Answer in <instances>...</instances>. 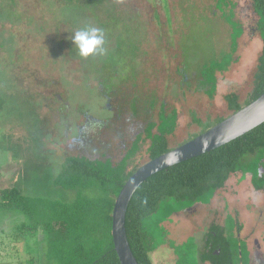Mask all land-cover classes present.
<instances>
[{
  "label": "rangeland",
  "instance_id": "1",
  "mask_svg": "<svg viewBox=\"0 0 264 264\" xmlns=\"http://www.w3.org/2000/svg\"><path fill=\"white\" fill-rule=\"evenodd\" d=\"M103 1L79 10L65 0H0V188L19 180L25 193H37V185L45 192L50 174L68 154L117 161L136 130L156 119L162 102L177 110L169 137L176 146L231 113L226 93L236 92L241 105L249 97L262 46L251 0H231L232 10L228 0ZM232 11L243 32L208 98L200 67L229 51ZM85 27L103 30V53L78 54L72 38ZM146 143L133 163L148 159ZM228 213L237 214L251 245L256 238L264 248V190H255L249 174L240 172L230 175L208 203L179 211L164 227L179 243L211 221L221 224ZM8 218L0 223V264H27L34 253L26 250L24 238H13L16 225ZM34 240L28 237V247L35 249ZM150 256L153 264H175L166 243Z\"/></svg>",
  "mask_w": 264,
  "mask_h": 264
},
{
  "label": "trees",
  "instance_id": "2",
  "mask_svg": "<svg viewBox=\"0 0 264 264\" xmlns=\"http://www.w3.org/2000/svg\"><path fill=\"white\" fill-rule=\"evenodd\" d=\"M65 1L75 3L79 10L82 6L104 3L103 0ZM228 2L232 10L234 3L231 0ZM251 4L256 16L255 29L262 46L252 75L251 92L244 103L255 99L264 90V0H251ZM108 12H112L111 6ZM112 19L116 17L112 15ZM227 20L233 24L229 51L220 59L208 61L200 67V84L208 98L214 96L217 72L228 68L237 40L243 32L240 22L233 19V11L232 18ZM111 51L116 55L117 46ZM112 67H117V62ZM224 99L231 112L242 106L234 91L226 93ZM223 118L218 117L216 122ZM192 121L200 122L194 113ZM176 123L177 110H167L162 102L156 119H148L144 129L129 142L117 161L112 162L110 157L91 159L85 155L68 154L57 170L50 174V188L45 192H42L41 185H37V193H25V187L19 180L0 188V223L9 217L12 225H16L15 229L11 228L13 238H24L26 250L34 253L26 259V263L120 264L111 238L114 198L125 180L140 165L133 162L142 143L148 141L145 148L148 159L174 147L170 145L169 137L173 135ZM209 127L205 125L201 132ZM34 131L32 128L30 134ZM263 164L264 121L218 147L148 176L133 192L125 211L126 236L137 263L153 264L150 253L166 243L175 255V264H202L205 261L210 264H249L244 243L232 233L231 228L223 230L213 223L204 234L203 245L199 248L192 237L181 243L169 239L163 222L194 203H208L229 176L237 172L242 176L249 174L252 187L264 190V170L259 169ZM63 193L71 197L59 196ZM224 224L229 227L242 225L231 214L226 215ZM1 230H4L3 227L0 233ZM30 235L35 238V249L28 247Z\"/></svg>",
  "mask_w": 264,
  "mask_h": 264
},
{
  "label": "water",
  "instance_id": "3",
  "mask_svg": "<svg viewBox=\"0 0 264 264\" xmlns=\"http://www.w3.org/2000/svg\"><path fill=\"white\" fill-rule=\"evenodd\" d=\"M264 121V90L193 138L140 164L122 184L111 211V238L120 264H138L125 231V211L135 189L153 173L218 147Z\"/></svg>",
  "mask_w": 264,
  "mask_h": 264
},
{
  "label": "flooded vegetation",
  "instance_id": "4",
  "mask_svg": "<svg viewBox=\"0 0 264 264\" xmlns=\"http://www.w3.org/2000/svg\"><path fill=\"white\" fill-rule=\"evenodd\" d=\"M147 121H145V123H147ZM145 123H144V125H145ZM143 129H144V126L140 129H137L136 132L134 133L133 138L135 137V135L137 133L141 132ZM132 139L130 141H132ZM122 146H124L123 143H122ZM259 169H260V171L264 170V164ZM255 190H257V189H255ZM188 207H190V206H188ZM188 207H185L184 209H186ZM213 223H216V222L211 221V223L204 225L202 227V230L200 231V234L198 232L199 230H197V229L192 230V233L187 235V239L192 237L193 240L195 241V243L197 244V246L199 248H201L203 245V241H204V234L209 230V228L211 227V225ZM217 225L220 229H223V230L226 228H231L230 230L232 231V233L235 236H237L238 238H240L241 241H243L244 246H245L244 249L248 252L247 256H248L249 264H259L260 260H261V264H264V248H262V245L259 243L258 239H256V238H253V240H252V245H253V247H252V245L248 241L249 236L248 235H242L243 224L241 225V227H239L237 225H233L232 227L231 226L229 227V226L225 225L224 222H222L221 224L217 223ZM198 234H199V236H198ZM216 252H218V250ZM202 264H210V263L205 261V262H202Z\"/></svg>",
  "mask_w": 264,
  "mask_h": 264
},
{
  "label": "clouds",
  "instance_id": "5",
  "mask_svg": "<svg viewBox=\"0 0 264 264\" xmlns=\"http://www.w3.org/2000/svg\"><path fill=\"white\" fill-rule=\"evenodd\" d=\"M78 54L87 58L90 55L101 54L104 51L105 37L101 28L85 27L77 30L72 38Z\"/></svg>",
  "mask_w": 264,
  "mask_h": 264
},
{
  "label": "crops",
  "instance_id": "6",
  "mask_svg": "<svg viewBox=\"0 0 264 264\" xmlns=\"http://www.w3.org/2000/svg\"><path fill=\"white\" fill-rule=\"evenodd\" d=\"M177 213H179V212H175V213H173L171 216H173L174 214H177ZM229 214V213H228ZM228 214H226V215H228ZM226 215H225V217H226ZM232 215V214H231ZM171 216H170V219H171ZM234 217L235 216H237V214H235V215H233ZM237 218V217H236ZM169 219V220H170ZM225 219V218H224ZM169 220H167V221H169ZM165 222V221H164ZM164 222H163V224H164ZM223 222H224V220H223ZM187 239V235L185 236V238L183 239V241H185ZM183 241H181V242H183ZM181 242H179V243H181ZM26 248V247H25ZM154 251V250H153ZM151 257V256H150ZM152 263H153V261H152Z\"/></svg>",
  "mask_w": 264,
  "mask_h": 264
}]
</instances>
